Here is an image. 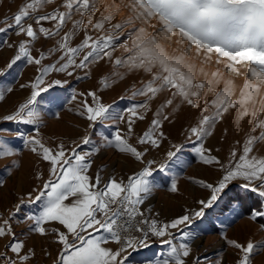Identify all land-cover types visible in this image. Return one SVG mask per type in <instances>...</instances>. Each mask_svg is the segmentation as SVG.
Here are the masks:
<instances>
[{
  "label": "snow or ice",
  "instance_id": "6c2138e0",
  "mask_svg": "<svg viewBox=\"0 0 264 264\" xmlns=\"http://www.w3.org/2000/svg\"><path fill=\"white\" fill-rule=\"evenodd\" d=\"M53 4L55 7L43 11ZM27 19L33 23L25 24ZM45 22L51 27H45ZM0 23L4 25L0 33L12 30L24 37L20 41L0 40V48L15 50L0 67V101L15 90L18 62L35 66L37 73L28 83L19 84L20 89H30V95L0 120L34 126V134L17 129L14 137L48 164L47 178L37 171L39 183L18 195L6 216L0 213V240L7 241L0 250V264H32L36 256L33 248L16 238L13 228L26 204H39V212L26 215L25 220L30 222L31 232L48 237L57 246L52 264H130L134 253L149 249L155 241L167 250L146 264H189L190 258L191 264H223L222 257L209 260L193 256L191 242L199 234L189 228L238 180L244 192L258 197L257 206L249 209V219L264 231V155L257 149V145H264V0H24L14 15ZM81 34L79 42L73 43ZM41 36L59 39L33 55ZM117 49L122 52L114 58ZM53 56L56 58L51 59ZM45 59L51 62L45 64ZM102 63L111 70L100 76L101 90L129 76L139 78V86L133 82L128 89L127 98L134 102L117 109L113 103H104L95 90L72 89L70 101L80 102L69 111L86 120L88 128L110 121L117 126L115 133L97 143L85 134L79 143L47 145L41 133L44 121L38 97L54 85L69 84L68 79L47 78L52 74L89 78L93 68ZM80 72L83 77L77 75ZM239 78L242 81L237 84ZM184 108L197 113L185 129L186 139L195 142L193 151L199 161L217 167L221 175L211 183L196 181L208 192L195 202L198 207L160 221L159 213L153 216L151 207H144L158 187L153 174L168 171L169 162L183 163L178 155L183 144H170L159 162L144 158L161 148L168 139L164 124L173 123V117ZM149 112L152 119L147 130L136 144L130 143L134 125L145 120ZM53 115L59 118L60 113ZM228 116L238 124L247 121L249 129L236 141L239 151L232 148L222 161L205 146V140ZM90 144V149L81 150L82 145ZM108 147L143 167L126 179L110 175L104 181L102 169L91 175L93 157ZM16 154L17 149L0 137V159ZM12 164L19 166L15 160ZM4 185L5 179L0 177V187ZM169 190L178 191L174 175ZM224 239L235 249L234 264H253L254 254L264 251V240L241 243L226 235Z\"/></svg>",
  "mask_w": 264,
  "mask_h": 264
},
{
  "label": "rangeland",
  "instance_id": "374dc122",
  "mask_svg": "<svg viewBox=\"0 0 264 264\" xmlns=\"http://www.w3.org/2000/svg\"><path fill=\"white\" fill-rule=\"evenodd\" d=\"M24 0H0V21L14 15L18 7L22 5ZM58 2V0H57ZM55 5L46 6L44 12L50 10ZM123 15V13H121ZM119 19V17H117ZM11 19L8 23H11ZM33 23V20H25V24ZM0 23V27H3ZM45 27H51L48 22L44 23ZM69 25L68 27H70ZM35 27V24H34ZM68 27L64 31L68 30ZM63 35V32L61 33ZM77 37L73 43L79 42ZM8 39L11 41H20L23 36L15 35L14 31L9 30L7 33H0V40ZM53 39H44L42 36L33 47V55H37L41 50H47L55 43ZM14 49H8L6 46L0 48V67L14 55ZM122 49H117L115 56L121 55ZM57 55H59L57 53ZM53 56L51 59H55ZM50 59H45L43 63H50ZM111 70L110 65L101 64L97 68H93L89 78L76 79L67 78L63 74L50 75L49 81L54 79H68V85H54L47 92L42 93L38 97V107L43 114V125L41 133L44 142L49 146H54L60 141H64L66 145L71 141L79 143L80 138L85 134L91 136L94 143L99 142L102 137H111L116 130V125L110 121L104 124H97L93 128H88V122L80 118L74 109L79 104L77 101H70L71 90L77 92H86L95 90L103 97L104 103H113L117 109H124L130 106L134 101L128 99L130 92L129 86L135 82L139 86V78L129 76L123 82H119L110 89L101 90L99 78L103 73ZM15 71L20 75L17 77L15 90L6 96L4 101H0V117L12 112L20 102L30 95V89H20L19 84H26L35 78L36 67L27 65L26 62L20 61L16 65ZM122 71V70H121ZM84 76V73H77ZM11 82V77H9ZM242 78L236 80L240 84ZM125 97V98H121ZM140 99V98H137ZM155 107V105H153ZM59 112L57 118L53 113ZM197 113L189 108H184L176 116L173 117V123H165L163 131L168 139L163 142L159 150H152L146 156L145 160L155 159L157 162L163 159L164 153L169 149L170 144H183L182 151L178 154L183 163L169 162V170L165 172L156 171L153 174L154 182L158 187L153 191L149 200L144 205L145 208L151 207L152 214L155 216L159 213L158 218L161 221H167L183 214L186 208L198 207L195 203L199 199H203L208 192L200 187L196 181L203 180L206 182H215L221 175L217 167L203 165L196 153L193 151L195 142L186 139L185 129L194 122ZM152 113L146 114L143 121H137L134 125V135L130 139V143L136 144V140L143 131L147 130ZM123 130V125H119ZM34 126L17 124L9 121L0 120V137L6 138L16 149L17 154L13 157L0 159V177L5 179V185L0 187V213L5 216L9 210L17 203V196L30 191L39 181L35 179V173L41 171L44 178H47L48 164L40 162L36 155L31 153L24 147L23 141L14 137L17 129L26 134H34ZM227 129V133H225ZM249 125L247 121L236 123L232 116H228L222 123H219L214 129L213 135L205 140V146L213 150V154L217 155L222 161L229 157L232 148H237V140H242L244 134L248 131ZM7 130V131H3ZM93 145L81 146V150H88ZM143 148L144 146H138ZM258 154L264 155V145H257ZM18 161L19 166L16 167L12 161ZM143 165L136 162L133 158L122 154L114 148L108 147L101 150L93 157V165L90 174L94 175L97 169H102L104 181H107L110 175L126 179L133 172L139 171ZM8 169H12L11 175ZM175 176L178 183V191L173 193L169 190L170 180ZM242 181L234 182L223 194L222 198L211 208L205 210V215L196 220L189 230L197 232L199 235L192 241L193 256L200 258L207 257L209 260H215L218 257L223 258V264H234L236 259L235 249L227 245L224 239L226 235L229 239H236L244 243L249 239L253 241L264 240V231L258 230V225L249 219V209L256 207L258 197L250 192H244L239 186ZM39 204H26L17 214L16 221L13 222V228L16 238L25 241L28 248H33L36 256L32 264H52V260L57 255V246L52 244L48 237L41 236L29 230V223L25 220L26 215H34L39 212ZM264 222V221H262ZM7 241L0 240V250ZM109 247H115L109 244ZM167 246L161 245L159 242H153L149 249L140 250L133 254L130 264H146V261L161 252H165ZM45 252L51 253V256L45 255ZM253 264H264V251L254 254L252 258ZM191 264V258L189 260Z\"/></svg>",
  "mask_w": 264,
  "mask_h": 264
},
{
  "label": "bare ground",
  "instance_id": "6f19581e",
  "mask_svg": "<svg viewBox=\"0 0 264 264\" xmlns=\"http://www.w3.org/2000/svg\"><path fill=\"white\" fill-rule=\"evenodd\" d=\"M154 216V215H153ZM158 218V217H157ZM159 219V218H158ZM160 220V219H159Z\"/></svg>",
  "mask_w": 264,
  "mask_h": 264
},
{
  "label": "built area",
  "instance_id": "2783aa9c",
  "mask_svg": "<svg viewBox=\"0 0 264 264\" xmlns=\"http://www.w3.org/2000/svg\"><path fill=\"white\" fill-rule=\"evenodd\" d=\"M161 221V220H160ZM155 242H158V241H155Z\"/></svg>",
  "mask_w": 264,
  "mask_h": 264
}]
</instances>
